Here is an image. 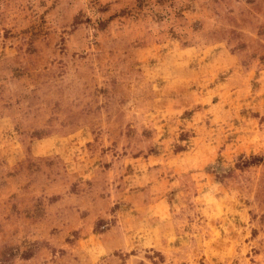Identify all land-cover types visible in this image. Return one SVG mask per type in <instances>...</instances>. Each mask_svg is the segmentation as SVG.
Wrapping results in <instances>:
<instances>
[{"label":"clouds","instance_id":"1","mask_svg":"<svg viewBox=\"0 0 264 264\" xmlns=\"http://www.w3.org/2000/svg\"><path fill=\"white\" fill-rule=\"evenodd\" d=\"M259 172L264 0H0V264H264Z\"/></svg>","mask_w":264,"mask_h":264},{"label":"rangeland","instance_id":"2","mask_svg":"<svg viewBox=\"0 0 264 264\" xmlns=\"http://www.w3.org/2000/svg\"><path fill=\"white\" fill-rule=\"evenodd\" d=\"M215 102V101H214ZM85 147H90V145H85ZM134 159H140L139 156L134 157ZM146 159V158H145ZM131 167V166H129ZM159 167V165H157ZM259 182L256 188L252 191L253 199L257 203V208H262L264 205V172H259ZM214 189H205L206 198L211 201L213 199ZM199 196V192L195 194ZM220 194H216V199H219ZM246 206L251 203V201L243 202ZM204 207H207L205 205ZM264 210V209H262ZM215 211L219 213V216L213 218L212 213L209 212L208 215L201 213H196L192 217H188V224L185 226V232L190 235L195 233L196 235L203 236V255H199L197 259L192 261V264H240L239 259H234V256H243L247 260V264H257V261L252 259V256H258L259 250L252 249L251 252L245 251L244 246L248 245L249 242L256 238L259 234L256 229H253L251 235H245L243 244H237V233L234 231L235 227L240 225L237 223L229 224L228 220L223 218V213L225 209L223 206L215 207ZM249 216L255 220V215L249 212ZM231 219V216H229ZM264 220V216L261 217ZM193 235V239L196 238ZM159 255V253H157Z\"/></svg>","mask_w":264,"mask_h":264}]
</instances>
